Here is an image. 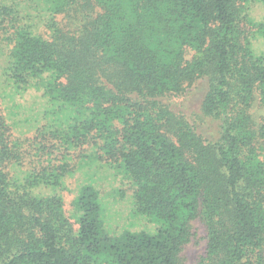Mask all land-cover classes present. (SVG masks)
Listing matches in <instances>:
<instances>
[{"label": "trees", "instance_id": "trees-1", "mask_svg": "<svg viewBox=\"0 0 264 264\" xmlns=\"http://www.w3.org/2000/svg\"><path fill=\"white\" fill-rule=\"evenodd\" d=\"M254 6L264 0L0 2V264H181L196 218L206 229L197 264H264ZM200 80L213 139L172 108ZM72 154L120 173L152 232L109 236L92 184L72 201L74 227L62 194Z\"/></svg>", "mask_w": 264, "mask_h": 264}, {"label": "rangeland", "instance_id": "rangeland-1", "mask_svg": "<svg viewBox=\"0 0 264 264\" xmlns=\"http://www.w3.org/2000/svg\"><path fill=\"white\" fill-rule=\"evenodd\" d=\"M8 0H0L6 2ZM255 12L254 18L261 20L264 17V10L256 6L253 7ZM256 43V45H259ZM1 54V51H0ZM0 62L3 58L0 55ZM206 92V81L200 80L198 86L190 93L173 100V109L183 111V113L194 123L199 132L206 138L213 139L218 130V122L206 117L201 112V102ZM27 102V101H26ZM22 104V105H21ZM20 103V107L12 110L16 114L19 124L16 126V134L21 141L27 144V138L31 137L32 130H28L21 119L24 118L26 111ZM251 113L257 123L264 122V103L257 96ZM24 167H31L30 160L24 158ZM31 159V158H30ZM104 162H99L94 157H76L71 155L70 165L72 175L65 180L66 189L62 192L64 201V210L70 218L74 227H76L75 215L72 208V201L76 196L77 190L84 184L94 185L100 192L99 202L101 204V215L104 220V227L109 236L120 234L124 230L134 231L137 229L152 232L149 224L142 216H136L131 213V191L130 186L120 183L122 176L115 173L114 170L104 166ZM36 165V164H35ZM122 193L125 196H122ZM153 228V227H152ZM154 231V230H153ZM206 250V229L200 218H196L191 222L190 240L183 246L180 253L181 264H197L204 256Z\"/></svg>", "mask_w": 264, "mask_h": 264}]
</instances>
